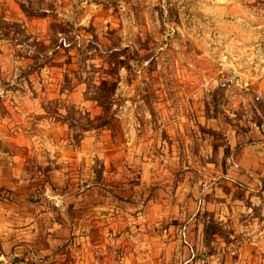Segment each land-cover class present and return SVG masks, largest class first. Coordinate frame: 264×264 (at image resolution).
<instances>
[{
    "label": "rangeland",
    "instance_id": "obj_1",
    "mask_svg": "<svg viewBox=\"0 0 264 264\" xmlns=\"http://www.w3.org/2000/svg\"><path fill=\"white\" fill-rule=\"evenodd\" d=\"M221 99L235 102L222 111ZM202 116L250 120L264 138V0H0V123L15 125L0 126V151L27 150L26 133L94 137L90 179L119 201L124 264H236L234 248L259 243L258 205H238L222 181L223 196L204 194L213 177L185 174L228 166L190 133ZM120 256L114 247V264Z\"/></svg>",
    "mask_w": 264,
    "mask_h": 264
},
{
    "label": "crops",
    "instance_id": "obj_2",
    "mask_svg": "<svg viewBox=\"0 0 264 264\" xmlns=\"http://www.w3.org/2000/svg\"><path fill=\"white\" fill-rule=\"evenodd\" d=\"M233 91L227 95L241 96ZM219 102L224 111V104L235 100L221 99ZM187 121L190 133L201 141V153L208 156L215 151L217 159L224 155L222 160L226 157L228 166L218 163V167L209 168L205 161L206 164L201 167L186 169L185 174L213 177L209 182L215 181L214 186L209 185V179H203L204 194L211 188L218 195L225 194L226 188L222 189L218 182H226L231 189L238 191V195L234 196L238 205L241 206L242 200L248 198L251 205L259 206L261 215L254 214L251 217L253 223L263 220L264 138L260 128L250 120L227 121L212 116ZM12 124L13 121H9L7 124L0 123V126L14 129ZM64 127L66 123L60 125V128ZM209 128L223 131L216 136L221 141L217 142L216 138L209 136L212 135L207 130ZM16 137L9 138L16 142ZM79 137L74 138L66 132L37 139L26 133L21 144L27 150L13 154L0 151V264H5L3 260L11 256L38 255L48 256L49 264H114V247L120 248L121 255L116 264H124V241L120 239L123 235L113 230V208L119 207V201L113 199L110 186L90 179H95L97 175L96 142L91 136L88 139ZM191 139L190 146L193 147V141L197 139ZM83 140L89 141L86 148H81ZM40 144L45 145L42 151L38 150L42 147ZM225 147H228L227 153ZM202 202L209 207V200L202 199ZM248 208L251 209V206ZM242 238L237 237V240ZM251 238L259 243L244 242L234 248L237 252L236 264H264L257 260L256 255L258 248L264 249V232L259 235L254 233ZM119 240L120 244H114ZM194 243L193 239L186 240L191 249ZM253 250L256 252L253 253Z\"/></svg>",
    "mask_w": 264,
    "mask_h": 264
},
{
    "label": "built area",
    "instance_id": "obj_3",
    "mask_svg": "<svg viewBox=\"0 0 264 264\" xmlns=\"http://www.w3.org/2000/svg\"><path fill=\"white\" fill-rule=\"evenodd\" d=\"M233 77L223 76L218 81V84L221 87H227L231 83H233ZM5 264H49V257L48 256H33V257H16L11 256L10 258H6L3 260Z\"/></svg>",
    "mask_w": 264,
    "mask_h": 264
}]
</instances>
